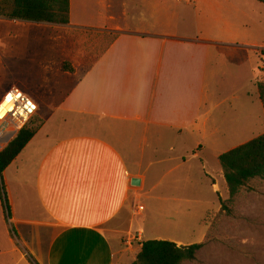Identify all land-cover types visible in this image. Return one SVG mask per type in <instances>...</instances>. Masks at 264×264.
Here are the masks:
<instances>
[{
    "label": "crops",
    "instance_id": "0c3cea01",
    "mask_svg": "<svg viewBox=\"0 0 264 264\" xmlns=\"http://www.w3.org/2000/svg\"><path fill=\"white\" fill-rule=\"evenodd\" d=\"M158 1L138 3L148 7L143 11L148 21L156 22L167 11V4ZM187 3L194 5L195 16L188 37L168 29L129 31L125 2L119 10L113 9L114 1L106 5L102 18L113 24L96 31L117 38L77 79L74 64L76 72L61 67L63 76L73 79L68 90L52 102L41 129L2 175L13 208L10 223L24 228L17 238L30 250L23 253L10 239V250L0 251V257L19 253L16 264H120L122 249L111 231L119 230L122 221L133 231V207L148 170L167 165V172L155 175L185 173V166L200 159L212 112L229 102L227 108L235 111L237 99L241 107L251 104L254 96L248 92L245 98L236 91L223 97L212 92L221 79L235 85L254 81V45L246 41L242 22L223 18L215 0ZM14 22L61 27L70 34L90 30L74 18V0L69 25ZM43 103L37 102L38 113ZM12 169L17 177L10 176ZM133 178L141 186H133ZM17 197L23 202L21 213Z\"/></svg>",
    "mask_w": 264,
    "mask_h": 264
},
{
    "label": "rangeland",
    "instance_id": "374dc122",
    "mask_svg": "<svg viewBox=\"0 0 264 264\" xmlns=\"http://www.w3.org/2000/svg\"><path fill=\"white\" fill-rule=\"evenodd\" d=\"M111 1L115 2L114 10H119L121 1L127 5L125 9L130 18L125 26L129 31L161 33L168 29L179 36L192 34L194 21L190 23L189 20L195 18L194 5L178 0H159L167 4V11L163 15L158 14L154 18L156 22L143 17V11L148 12L147 6H138L143 0H74V18L90 27V30H80L75 34L61 27L51 30L40 25H21L23 23L0 19V101L8 91L17 87L35 101L44 102L42 111L31 122L46 117L52 102L62 97L73 80L61 73L63 63L68 62L71 67L74 64L78 68V74L73 77L77 79L114 40L115 34L96 31L113 24L102 18L107 11L106 5ZM215 2L220 5L218 13L223 18L242 22L241 29L248 36L246 41L254 45L251 52L254 81L250 83L243 79L240 85H235L221 79L215 91H211L222 97L232 96L236 91L238 98H245L248 92L254 99L244 107L237 99L235 111L227 108L229 102L212 112L200 159L185 166V173L178 175L179 171H176L165 177L155 175L156 171L167 172L170 169L167 165L148 170L140 198L133 207V231L124 221L119 230L111 231L118 237L115 242L122 249L120 264H132L141 244L149 240H181L184 244L180 246L203 244L195 261L184 264H264V181H252L232 202H228L229 193L219 163L222 154L264 134V113L255 83L259 66L264 76V55L261 53L264 51V4L257 0ZM241 82L245 83L244 87ZM223 113L230 115L222 118ZM48 130L56 131L51 127ZM10 172L12 178L17 177L14 169ZM213 181L219 188L218 193ZM9 197V190L0 184V251L8 253L11 248L9 240L12 239L14 245L26 253L30 249L17 238H22L21 229L24 228L15 222L10 223L13 208ZM16 201L21 213L23 209L19 204L23 206V202L19 203L18 197ZM139 206L144 210L140 211ZM13 255L0 257V264H16L20 254Z\"/></svg>",
    "mask_w": 264,
    "mask_h": 264
},
{
    "label": "trees",
    "instance_id": "16d2710c",
    "mask_svg": "<svg viewBox=\"0 0 264 264\" xmlns=\"http://www.w3.org/2000/svg\"><path fill=\"white\" fill-rule=\"evenodd\" d=\"M257 1L264 4V0ZM70 2L71 0H0V19L65 26L70 24ZM261 53L264 55V51ZM62 71L71 73L74 69L65 62ZM262 72L261 69L258 70L255 83L264 107ZM43 124L42 119L32 120L0 153V184L4 171L28 146ZM219 163L229 193L228 202H232L252 181H264V134L222 154ZM202 248L203 244L180 246L173 241L149 240L141 244L132 264H184L195 261Z\"/></svg>",
    "mask_w": 264,
    "mask_h": 264
},
{
    "label": "built area",
    "instance_id": "2783aa9c",
    "mask_svg": "<svg viewBox=\"0 0 264 264\" xmlns=\"http://www.w3.org/2000/svg\"><path fill=\"white\" fill-rule=\"evenodd\" d=\"M195 3V0H181ZM37 102L19 88H12L0 101V153L38 113ZM143 211L144 207L139 206Z\"/></svg>",
    "mask_w": 264,
    "mask_h": 264
},
{
    "label": "water",
    "instance_id": "95a60500",
    "mask_svg": "<svg viewBox=\"0 0 264 264\" xmlns=\"http://www.w3.org/2000/svg\"><path fill=\"white\" fill-rule=\"evenodd\" d=\"M132 185L135 187L141 186V180L139 178H133Z\"/></svg>",
    "mask_w": 264,
    "mask_h": 264
}]
</instances>
